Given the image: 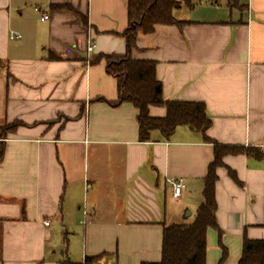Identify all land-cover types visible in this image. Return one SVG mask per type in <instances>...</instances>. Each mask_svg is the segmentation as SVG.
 I'll use <instances>...</instances> for the list:
<instances>
[{"label": "crops", "instance_id": "0c3cea01", "mask_svg": "<svg viewBox=\"0 0 264 264\" xmlns=\"http://www.w3.org/2000/svg\"><path fill=\"white\" fill-rule=\"evenodd\" d=\"M191 2L174 10L181 27L140 30L132 55L156 61L165 99L204 102L211 126L141 141L137 108L110 103L105 58L126 53L128 0H0V125L21 122L0 162V264L158 261L164 224L186 207L193 220L203 201L215 142L264 153V0ZM224 163L207 264L224 249L223 264H239L244 238L264 239V157ZM168 177L184 179L181 196Z\"/></svg>", "mask_w": 264, "mask_h": 264}, {"label": "trees", "instance_id": "16d2710c", "mask_svg": "<svg viewBox=\"0 0 264 264\" xmlns=\"http://www.w3.org/2000/svg\"><path fill=\"white\" fill-rule=\"evenodd\" d=\"M177 2L178 0H128L129 23L122 33L127 41L126 53L105 56L107 71L116 77L118 84V98L110 103L117 106L128 102L137 108L141 141L149 140L154 130H159L165 138H170L179 125H187L204 134L211 126L204 102L165 99L162 83L156 75V61L138 59L132 55L133 49L137 47L136 39L140 30L149 33L154 31L157 24H175L181 27L186 23L174 14V10L179 8ZM187 4L192 5L191 0ZM152 105L165 106L166 114L151 115L149 109ZM20 123L15 121L8 128L0 129V162L5 153L4 139ZM240 153L254 158L264 157V153L256 147L215 142L214 159L209 164L204 180L203 201L198 206L194 219L164 224L161 259L143 261L141 264H207V231L215 228L220 232L216 219L217 169L225 166L224 156ZM230 173L236 178L235 171L230 170ZM101 255L86 256L83 262L66 257L62 264H89ZM226 256L227 251L224 249L219 264L224 263ZM239 264H264V239L245 237Z\"/></svg>", "mask_w": 264, "mask_h": 264}, {"label": "built area", "instance_id": "2783aa9c", "mask_svg": "<svg viewBox=\"0 0 264 264\" xmlns=\"http://www.w3.org/2000/svg\"><path fill=\"white\" fill-rule=\"evenodd\" d=\"M43 18H48V15H44ZM21 35L18 33H12L11 38L20 37ZM96 47V43L93 40H89L87 45V52L88 54H91ZM167 182L171 185L173 194L175 197H179L182 194V191L185 187V182L182 177H168ZM46 225L50 224V220L45 221Z\"/></svg>", "mask_w": 264, "mask_h": 264}, {"label": "rangeland", "instance_id": "374dc122", "mask_svg": "<svg viewBox=\"0 0 264 264\" xmlns=\"http://www.w3.org/2000/svg\"><path fill=\"white\" fill-rule=\"evenodd\" d=\"M189 1H190V0H178L177 3H178V5H179V7H181L182 5H186ZM184 8H185V7H184ZM9 125H10V123H5V124H3V125H0V129H2V128H8ZM187 208H189V207H186V209L184 210V215L187 214ZM190 217H191V216L186 217V218L184 219V221H189ZM69 237H70V235H69ZM79 246H81V243L78 244V247H79ZM78 247H77V248H78Z\"/></svg>", "mask_w": 264, "mask_h": 264}, {"label": "water", "instance_id": "95a60500", "mask_svg": "<svg viewBox=\"0 0 264 264\" xmlns=\"http://www.w3.org/2000/svg\"><path fill=\"white\" fill-rule=\"evenodd\" d=\"M190 210H187V214H186V217H188L190 215Z\"/></svg>", "mask_w": 264, "mask_h": 264}]
</instances>
